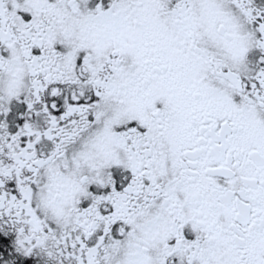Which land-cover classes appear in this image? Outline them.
<instances>
[{"label": "snow or ice", "instance_id": "obj_1", "mask_svg": "<svg viewBox=\"0 0 264 264\" xmlns=\"http://www.w3.org/2000/svg\"><path fill=\"white\" fill-rule=\"evenodd\" d=\"M0 264H264V0H0Z\"/></svg>", "mask_w": 264, "mask_h": 264}]
</instances>
